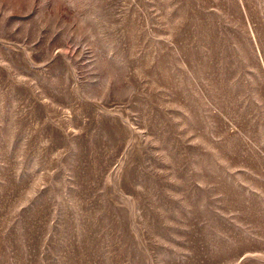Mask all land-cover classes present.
Listing matches in <instances>:
<instances>
[{"label": "rangeland", "instance_id": "374dc122", "mask_svg": "<svg viewBox=\"0 0 264 264\" xmlns=\"http://www.w3.org/2000/svg\"><path fill=\"white\" fill-rule=\"evenodd\" d=\"M0 264H264V0H0Z\"/></svg>", "mask_w": 264, "mask_h": 264}]
</instances>
